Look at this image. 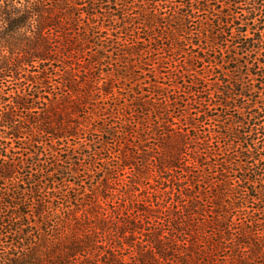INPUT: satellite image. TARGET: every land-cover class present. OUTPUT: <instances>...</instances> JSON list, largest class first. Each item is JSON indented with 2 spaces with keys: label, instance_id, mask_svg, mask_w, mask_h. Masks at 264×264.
<instances>
[{
  "label": "trees",
  "instance_id": "obj_1",
  "mask_svg": "<svg viewBox=\"0 0 264 264\" xmlns=\"http://www.w3.org/2000/svg\"><path fill=\"white\" fill-rule=\"evenodd\" d=\"M150 46L187 91L129 88L125 140L141 125L152 146L81 197L72 118L112 95L101 82L137 81ZM0 264H264V0H0Z\"/></svg>",
  "mask_w": 264,
  "mask_h": 264
},
{
  "label": "rangeland",
  "instance_id": "obj_2",
  "mask_svg": "<svg viewBox=\"0 0 264 264\" xmlns=\"http://www.w3.org/2000/svg\"><path fill=\"white\" fill-rule=\"evenodd\" d=\"M111 33V32H109ZM154 47V46H153ZM153 57L150 59V56H147V63L150 64L152 67L153 65H156L162 60V69H160V74L159 73H152L151 72V66L146 67L144 71L137 70V67L134 69L137 73V81H135L132 85L128 84L127 82H122L119 83L116 82L117 79L114 78L113 82L109 80L108 82L105 80L104 82L106 83L107 86L103 85L101 82L99 84V87L102 89L105 88H110L112 91V95L105 96L104 94L97 100L94 104V114L92 115L91 118L88 120H84L83 122V116L78 114V117H73L72 120H77L80 124H83V129L82 131L85 130L83 133L81 130L77 131L79 134L76 136V139H74V142L69 143V145L62 144L61 150H66V148L71 150V153L77 157L76 165L74 168L76 169V174L73 175V178L70 179L72 180L71 186L75 189H79L80 196L83 197V195L90 194V191L93 188H97V186L100 185V183L105 180L107 175L105 174L104 168L111 166V168H117L120 164H113V157H118L120 155V150L121 152L124 151V153L127 151V146L133 149L140 150L146 149L145 147L147 146H152V144H147L143 143V137H144V129L141 130V125H137L135 128L136 134H133V139L132 143L128 144L127 139L125 140V134H123L122 131V120L124 114H122V111H118L122 107H126L125 105L127 104H133V101L130 100L129 98L132 95V90H129V88H134L136 90V94H140L141 92L143 95H146L151 90V87L154 86L155 83L159 84L161 88L165 89V93L167 96H171L178 93H183L187 91V84L190 82L189 78V73H186V69L183 67L184 65L182 64V67L184 70H182V77L180 80L177 81V86L179 90H174L171 85H173L174 80L171 79L173 78L172 72L174 71L175 67L177 65H180L183 63L181 59H179L176 63L169 57V53L167 52H162V55H158L154 52L153 48L150 46ZM108 57L112 56V53H107ZM106 61V63H108ZM103 71V78H106V74L108 73V70H111L112 68L109 69L108 66H103L101 67ZM117 68H114L112 70V74L114 72H117L115 70ZM108 80V79H107ZM175 83V82H174ZM163 86V87H162ZM168 86V87H167ZM107 90V89H105ZM108 91V90H107ZM104 93V92H103ZM136 95V97L138 96ZM112 96V97H111ZM129 99V100H128ZM159 99V98H158ZM92 108V107H91ZM93 110V109H92ZM170 116H177L175 115L179 113V110L175 111L174 109H170ZM104 116V117H103ZM153 120H156L157 117L155 114L151 115ZM83 118V119H82ZM133 122V121H132ZM134 123V122H133ZM86 126V129L84 127ZM116 128L118 130V144L113 142L109 137L106 136L107 134L101 133V128ZM122 132V133H121ZM101 143V144H100ZM63 148V149H62ZM97 152V156H94V162L91 160H84L83 158L79 157V155H85L88 153H94ZM60 152V151H59ZM62 152V151H61ZM63 156L66 155L67 153L63 152L61 153ZM78 154V156H77ZM122 154V153H121ZM86 156V155H85ZM64 159V157H63ZM110 159V160H109ZM116 160V159H115ZM119 163V162H118ZM119 177L118 179L121 181V185H125L127 182H129L130 178L132 177V174H134L131 169L128 167H120L119 168ZM115 177V176H111ZM158 175L156 172L152 173V177L150 180V184L156 189L158 185ZM147 182L141 183L140 187L137 188V190L140 192L143 191L144 189V184ZM83 186V189H82ZM113 187V186H112ZM114 188V187H113ZM120 189L121 187H116ZM102 189V187H101ZM115 190V189H114ZM121 190V189H120ZM83 194V195H82ZM113 190L111 191L110 189H105L103 196H105L104 199L101 200L103 202V207L108 211L111 209L113 204L115 203L113 198ZM108 196V197H106ZM73 198V197H72ZM166 227V224H164ZM129 258V257H128Z\"/></svg>",
  "mask_w": 264,
  "mask_h": 264
}]
</instances>
